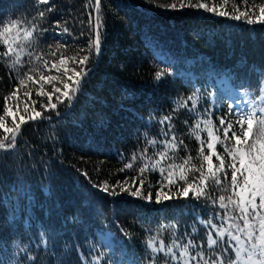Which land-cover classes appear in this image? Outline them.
Listing matches in <instances>:
<instances>
[{
  "label": "trees",
  "instance_id": "16d2710c",
  "mask_svg": "<svg viewBox=\"0 0 264 264\" xmlns=\"http://www.w3.org/2000/svg\"><path fill=\"white\" fill-rule=\"evenodd\" d=\"M171 3L178 0H100L96 17L102 22L101 53L91 54L88 75L74 104L45 113L51 119L24 125L15 148L0 150L3 264H17L26 255L36 256L38 264H91L92 256L101 254V264H149L147 241L154 236L157 244L162 239L166 245L176 238L180 243L191 239L197 244L194 252L203 248L214 255L207 248V233L212 231L207 222L224 223L217 216H223L224 210L213 199L228 193L213 187L211 199H196L192 193L185 198L173 186L169 193L173 199L155 203L161 178L153 172L143 177L142 190L152 192V202L120 192L119 187L116 195L101 190L105 182L131 185L134 178L139 186L137 169L144 156L155 159L162 150L161 144L153 147L147 141L170 139L173 134L163 135L168 131L167 122L160 123L165 116L172 117L173 132L184 141L176 157L179 163L189 155L197 157L200 145L190 133L197 119H206L210 111L217 126L221 117L235 121L228 112L233 99L225 98L219 106L211 102L218 85L226 83L242 95L247 91L243 95L247 100L258 97L264 88V23L167 7ZM250 4L258 6L264 0ZM94 8L95 0H50L48 5L0 0V25L13 20L26 21L25 27L36 25L37 38L28 50L50 61L56 58L50 53L57 46H61L57 57L83 56L95 38ZM39 11H45L43 19ZM73 66L69 62L68 67ZM159 71L167 73L161 81L154 78ZM17 82L16 73L0 59V114L3 97ZM25 90L17 96L30 104L23 96ZM193 93L199 97L197 110L190 111L191 101L179 108L178 102ZM38 99L33 90L31 100ZM35 107L42 110L39 102ZM19 108L24 115V103ZM7 123L12 126L11 118ZM128 163L134 167L126 169ZM17 245L32 251L21 252ZM158 255V264H164L163 254ZM24 264L36 262L24 260Z\"/></svg>",
  "mask_w": 264,
  "mask_h": 264
},
{
  "label": "snow or ice",
  "instance_id": "6c2138e0",
  "mask_svg": "<svg viewBox=\"0 0 264 264\" xmlns=\"http://www.w3.org/2000/svg\"><path fill=\"white\" fill-rule=\"evenodd\" d=\"M36 2L48 5L50 0H36ZM167 7L203 10L220 17L244 20L248 24L264 23V4L256 6L250 4V0H241L239 4L234 0H219V2L217 0H178V3H171ZM47 10L51 11V8ZM95 11L99 14L100 0H95ZM38 15L43 19L45 11H39ZM25 23L26 21L13 20L6 25H0V46L3 48V51H0V59L4 60L16 73L18 81L12 92L3 97L4 104L0 114V130H3V136L0 138V150L4 152L15 148L18 138L22 137L24 125L51 119L45 113L57 112L61 105L69 108L72 106L88 75L87 66L91 54L94 52L98 55L101 51L102 22L99 15L96 17L94 26L95 38L88 46V54L80 56L77 53L69 57L61 53L57 57L61 47L57 46V51L50 53L52 57H56L51 61L46 59L45 55L39 53L34 55L28 50L37 38L38 28L34 24L25 27ZM59 26L57 21V27ZM40 31H46V29ZM63 31L67 32L68 29L64 28ZM69 62L74 66L69 68ZM53 71L55 75L52 74ZM166 75V72L159 71L155 73L154 78L161 81ZM46 86H50L51 90L49 91ZM21 89H26L23 96L30 100V104L19 100L17 93ZM33 90L41 99L31 100ZM243 95L247 96V91ZM18 100L19 103H24V115H20L19 103H15ZM9 101H13L14 104L10 105ZM188 101H191L190 111L195 112L199 101L195 93L187 100L179 101L178 107H188ZM38 102L41 111L36 110L35 106ZM228 112L236 117L234 122L226 121L221 117L217 126L211 118L210 111L206 119L196 120L190 133L200 145L197 157L193 158L189 155L181 159L179 163L176 162V157L184 141H178L174 134L172 117L165 116L160 123L167 122L168 131L163 135L167 137L170 132L173 134L170 139L147 141L153 147L157 143L161 144L162 150L155 153V159L144 156V163L137 169L140 176L139 186L135 178L131 185L125 181L115 186H109L105 182L102 186V191L112 195L117 194L115 188L119 187L120 192H127L133 197L152 202V192L149 190L145 194L142 190L146 185L143 177L146 173L153 172L159 173L161 178L160 186L155 192V203L173 199L169 194L173 186L178 188V196L185 198L192 193L196 199L202 197L211 199L209 190L213 187L228 193L213 199V203H218L219 208L224 210L223 216L217 214L224 223L217 226L211 220L207 222L212 228V231L207 233V248L214 255L206 254L203 248L194 252L197 244L191 239L186 243H180L179 238H176L166 245L162 239L157 244L158 238L154 236L147 241V248L152 254L149 264H158V254H163L164 264H264V88L260 90L258 97L230 104ZM17 116H19L18 121ZM9 118H11L12 126L7 123ZM201 133H206V136H202ZM218 145L222 151H218ZM147 151L148 149H145L144 153L146 154ZM132 159L135 161L136 156L134 155ZM194 159L198 163H193ZM133 167V163L125 165L126 169ZM193 173L198 175L193 176ZM165 188L168 191H165ZM17 248L25 253L32 251L27 246L19 248L17 245ZM103 259V254L93 255L91 264H101ZM24 260L38 264L37 257L34 255H26L17 261V264H24ZM0 264H3V261H0ZM105 264L108 262L105 261Z\"/></svg>",
  "mask_w": 264,
  "mask_h": 264
},
{
  "label": "rangeland",
  "instance_id": "374dc122",
  "mask_svg": "<svg viewBox=\"0 0 264 264\" xmlns=\"http://www.w3.org/2000/svg\"><path fill=\"white\" fill-rule=\"evenodd\" d=\"M224 89H229L231 91V88L228 87L226 85V83L224 85H218L217 86V90L214 92V94L211 97V102L214 106H219V104H221L222 100L225 98H231L234 100V103L236 101H240L243 102L244 100H247L243 97V95L241 93H235L232 92L230 95L227 94V92L222 91Z\"/></svg>",
  "mask_w": 264,
  "mask_h": 264
},
{
  "label": "bare ground",
  "instance_id": "6f19581e",
  "mask_svg": "<svg viewBox=\"0 0 264 264\" xmlns=\"http://www.w3.org/2000/svg\"><path fill=\"white\" fill-rule=\"evenodd\" d=\"M222 91H225L227 92L228 95H230L232 92H235V93H238L239 91H237L236 89L234 88H231V91L229 89H224ZM240 93V92H239ZM224 100V99H223Z\"/></svg>",
  "mask_w": 264,
  "mask_h": 264
},
{
  "label": "water",
  "instance_id": "95a60500",
  "mask_svg": "<svg viewBox=\"0 0 264 264\" xmlns=\"http://www.w3.org/2000/svg\"><path fill=\"white\" fill-rule=\"evenodd\" d=\"M96 14H97V12L95 11V8H94V15H95V18H94V26H95V24H96ZM94 36H95V30H94ZM100 53H101V51H100ZM100 53L98 54V57H99ZM90 70H91V69H90ZM90 70H89V71H90ZM74 102H75V100H74ZM74 102H73V104H74Z\"/></svg>",
  "mask_w": 264,
  "mask_h": 264
}]
</instances>
